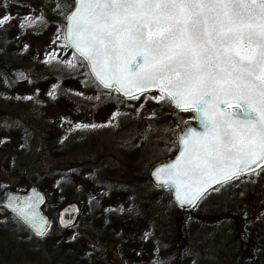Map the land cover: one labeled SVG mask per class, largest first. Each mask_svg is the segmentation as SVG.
<instances>
[{
  "label": "rangeland",
  "instance_id": "rangeland-1",
  "mask_svg": "<svg viewBox=\"0 0 264 264\" xmlns=\"http://www.w3.org/2000/svg\"><path fill=\"white\" fill-rule=\"evenodd\" d=\"M57 2L0 0V17H11L0 26V193L25 192L32 185L48 189L53 202L43 212L55 220L70 201L85 207L75 178H54L75 172L83 175V184L115 195L119 230L96 231L79 223L74 234L93 251L78 258L52 244V230L43 238L32 235L0 209V264H264V174L212 192L196 209H178L169 192L151 184L148 171L175 153V133L190 112L144 96L117 99L86 84L85 68L69 71L55 61L45 63L50 55L73 58L62 47L64 19ZM7 3L25 14L17 15L18 24ZM26 17L34 21L31 27ZM13 65L28 73L26 82L7 76ZM116 111L122 115L115 126L76 128L108 124Z\"/></svg>",
  "mask_w": 264,
  "mask_h": 264
},
{
  "label": "snow or ice",
  "instance_id": "snow-or-ice-1",
  "mask_svg": "<svg viewBox=\"0 0 264 264\" xmlns=\"http://www.w3.org/2000/svg\"><path fill=\"white\" fill-rule=\"evenodd\" d=\"M56 9L65 21L62 47L73 58L50 55L45 63L87 68L85 83L98 91L171 103L198 120L200 131L179 136V155L151 173L181 208L196 209L212 192L264 174V0H58ZM10 20L0 17V26ZM152 90L159 95L149 97ZM121 115L76 128L115 126ZM42 203L33 190L9 195L7 207L43 238L50 222Z\"/></svg>",
  "mask_w": 264,
  "mask_h": 264
},
{
  "label": "trees",
  "instance_id": "trees-1",
  "mask_svg": "<svg viewBox=\"0 0 264 264\" xmlns=\"http://www.w3.org/2000/svg\"><path fill=\"white\" fill-rule=\"evenodd\" d=\"M7 4L10 5L8 7L9 9L5 7V4H4V9H7L10 13L13 14V16H16V18H14L13 16L12 18L17 19V24H18L19 17L17 15L20 14L24 16L25 14L22 11L20 12L19 10H16V7L14 5L12 6L9 3ZM55 177H59L62 179L66 178L67 180L71 178H75V181L77 182V187L82 193V200L84 202V205H85L84 209L86 212L84 211V209H81V213L79 217L77 218L75 224L63 230L59 229L55 221L51 219V225L49 229L55 232L54 235L53 234L51 235V236H54L52 239L53 241L52 244L56 248L63 247L73 252H76L78 255V258H84L85 257L84 253L88 251L87 249L89 247L83 246V241L81 242V239L79 238V236L74 234V230L78 228L79 223L82 227L85 225H88L91 227V230L95 229L96 231L103 230V229L108 230V231L119 230L118 229L119 224L117 223V220L114 219V217H116V214H114V211L115 213L117 211V205L115 202H113V198L115 197V195L108 194L107 188H101L102 191H104L103 193L100 188H97L92 183L87 184L88 182H86L83 184L82 183V180L84 178L83 175L76 174L75 172L55 173L54 178ZM246 177L247 176H244L241 179H245ZM84 185H89V187L87 188ZM83 189H85L87 192L85 191L83 192ZM42 190L46 196L45 204L53 202L51 201V195L49 194V190L45 188H42ZM83 213H85L84 219H83L84 217ZM5 214L9 216L11 220H13V217L9 213L5 212ZM122 220H124V218ZM131 229H137V228L132 227ZM65 231L69 233L64 234ZM73 235H75L77 238L73 242H69V239L72 240ZM89 251H92V250H89ZM252 252L254 251L252 250ZM254 257H255V254H254ZM255 264L257 263L255 262Z\"/></svg>",
  "mask_w": 264,
  "mask_h": 264
},
{
  "label": "water",
  "instance_id": "water-1",
  "mask_svg": "<svg viewBox=\"0 0 264 264\" xmlns=\"http://www.w3.org/2000/svg\"><path fill=\"white\" fill-rule=\"evenodd\" d=\"M32 8L35 9V10H39L40 9V6L37 4V3H33L32 4ZM65 24V22H64ZM64 27V26H63ZM7 74L15 81L17 82H22V81H25L27 79V73L26 71L21 67V66H11L8 70H7ZM152 91H156V90H152ZM170 105L174 108V109H177L175 108L174 105H172L170 103ZM179 110V109H177ZM193 114V113H192ZM190 128H194L196 129L197 131H200L201 130V126L198 122V120L194 119V120H186L184 121L183 123V128L179 131L176 132L175 134V139H176V142H177V151L175 153L174 156H171V157H168V158H164L162 160H160L159 162L153 164L149 171H148V178H149V181L151 182V184L155 186V178L151 175L152 171L154 170L155 167H158L160 166L161 164H168V163H171L175 157L177 155H179V151H178V138L180 135H183V133L187 130V129H190ZM158 188V187H156ZM161 189H166L169 191V194H170V199L172 201V203L178 208V209H181V210H184V211H188V210H191L192 208H188V207H185V208H181L176 202H175V196H174V193L171 192V190L167 189V188H161ZM33 190H35V192H38L42 197H43V203H44V200H45V197H44V194L41 192V190L37 187V186H31L25 193L23 192H16V191H13V190H10V189H5L3 190L1 193H0V208L6 210L7 212L11 213L12 215H14L11 211V209H9L7 207V203H8V197L9 195H12V196H21V197H26V196H29L33 193ZM43 203L40 205V211L42 213V215L44 217H46L44 215V213L42 212L41 210V207L43 205ZM78 210V211H77ZM80 213V207L78 205L77 202H69L67 203L66 205H64L63 207H61L58 211H57V214H56V223L58 224V226L61 228V229H64L68 226H71L74 221L76 220L77 216L79 215ZM61 217L64 218L65 220V225L62 226L61 223H60V220H61ZM46 219L48 220V218L46 217ZM49 221V220H48ZM27 228V227H26ZM28 229V228H27ZM30 230V229H29ZM31 231V230H30ZM34 233V232H33Z\"/></svg>",
  "mask_w": 264,
  "mask_h": 264
},
{
  "label": "flooded vegetation",
  "instance_id": "flooded-vegetation-1",
  "mask_svg": "<svg viewBox=\"0 0 264 264\" xmlns=\"http://www.w3.org/2000/svg\"><path fill=\"white\" fill-rule=\"evenodd\" d=\"M92 232H94V231H87V234L90 235V233H92ZM67 233H69V232H67V231L64 232V234H67ZM94 233H97V232H94ZM73 241H74V240H70V239H69V242H73ZM82 241H83V240H81V242H82ZM83 246H87V247H89V245H88L86 242H84V241H83ZM87 250H88V251L84 253L85 257H87V256L90 254V253H89V252H90L89 250H92V249L89 247ZM92 251H93V250H92Z\"/></svg>",
  "mask_w": 264,
  "mask_h": 264
}]
</instances>
